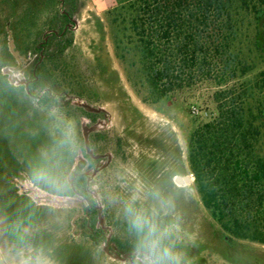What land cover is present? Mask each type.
<instances>
[{
    "label": "rangeland",
    "instance_id": "rangeland-1",
    "mask_svg": "<svg viewBox=\"0 0 264 264\" xmlns=\"http://www.w3.org/2000/svg\"><path fill=\"white\" fill-rule=\"evenodd\" d=\"M93 1L0 0V217L30 219L55 264H131L134 238L109 196L126 198L137 184L155 185L175 203V245L186 264H264L263 242L237 238L213 218L189 159L192 133L217 116V94L221 100L224 90L253 87L264 70V52L249 54L250 69L231 82L196 78L158 98L137 50L127 45L132 31L122 6L131 0L105 11ZM253 32L252 26L248 37ZM44 42L45 53L68 70L60 81L35 86L40 99L49 97L47 104L29 90ZM77 101L104 111L85 115L76 110L83 108ZM66 121L74 127L77 150L66 187L53 193L34 182L30 165L41 149L54 145ZM86 132L103 159L87 157ZM80 175L90 204L77 189Z\"/></svg>",
    "mask_w": 264,
    "mask_h": 264
},
{
    "label": "trees",
    "instance_id": "trees-1",
    "mask_svg": "<svg viewBox=\"0 0 264 264\" xmlns=\"http://www.w3.org/2000/svg\"><path fill=\"white\" fill-rule=\"evenodd\" d=\"M122 8L132 31L127 45L137 50L138 63L158 98L191 86L196 78L231 82L250 69L249 54L264 52V0H131ZM248 16L254 20L246 21ZM63 17L69 19L67 13ZM43 44L29 90L47 104L49 97L40 99L35 86L60 81L67 69H59L55 55L45 53L49 43ZM221 95L217 116L191 135V170L213 218L237 238L264 243V70L253 87ZM78 179L77 189L90 204L86 179Z\"/></svg>",
    "mask_w": 264,
    "mask_h": 264
},
{
    "label": "clouds",
    "instance_id": "clouds-1",
    "mask_svg": "<svg viewBox=\"0 0 264 264\" xmlns=\"http://www.w3.org/2000/svg\"><path fill=\"white\" fill-rule=\"evenodd\" d=\"M76 150L74 127L66 121L54 145L41 149L32 161L34 182L53 193L66 187ZM109 202L119 205L117 211L134 238L131 264H186L175 245L174 237L178 238L180 231L175 203L157 186L137 184L126 198L113 194ZM37 236L38 229L30 219L9 222L0 217V264H55L52 250Z\"/></svg>",
    "mask_w": 264,
    "mask_h": 264
},
{
    "label": "water",
    "instance_id": "water-1",
    "mask_svg": "<svg viewBox=\"0 0 264 264\" xmlns=\"http://www.w3.org/2000/svg\"><path fill=\"white\" fill-rule=\"evenodd\" d=\"M11 50L14 54V56L17 58V60L19 62H21V59H20V56H19V53L16 52L14 50V46H13V43H12V46H11ZM80 106H82L84 109L88 110L89 112H93V113H100L102 111H104V109L102 108H97V107H94L88 103H81ZM85 149H86V152L93 158V159H96V160H99V159H103L105 157V155H102V154H95L94 151L92 150L91 148V144H90V141H89V135L88 133L86 132L85 133ZM108 164H105V165H102L100 168H97L95 171H94V175L99 172L100 170L104 169ZM178 180H181L180 178H178Z\"/></svg>",
    "mask_w": 264,
    "mask_h": 264
},
{
    "label": "crops",
    "instance_id": "crops-1",
    "mask_svg": "<svg viewBox=\"0 0 264 264\" xmlns=\"http://www.w3.org/2000/svg\"><path fill=\"white\" fill-rule=\"evenodd\" d=\"M127 1L129 0H95L93 1V5L97 10L105 11Z\"/></svg>",
    "mask_w": 264,
    "mask_h": 264
},
{
    "label": "built area",
    "instance_id": "built-area-1",
    "mask_svg": "<svg viewBox=\"0 0 264 264\" xmlns=\"http://www.w3.org/2000/svg\"><path fill=\"white\" fill-rule=\"evenodd\" d=\"M45 92H46L45 90L42 91V92H41V95L44 94ZM77 104H81V101H77ZM194 112H196V109H194Z\"/></svg>",
    "mask_w": 264,
    "mask_h": 264
}]
</instances>
